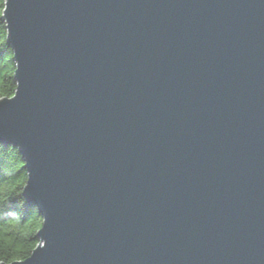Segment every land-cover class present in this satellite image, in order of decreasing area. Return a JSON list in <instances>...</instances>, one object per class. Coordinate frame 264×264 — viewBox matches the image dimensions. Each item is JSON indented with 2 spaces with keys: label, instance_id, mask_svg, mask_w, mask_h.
I'll use <instances>...</instances> for the list:
<instances>
[{
  "label": "water",
  "instance_id": "1",
  "mask_svg": "<svg viewBox=\"0 0 264 264\" xmlns=\"http://www.w3.org/2000/svg\"><path fill=\"white\" fill-rule=\"evenodd\" d=\"M1 19L0 144L41 217L10 264H264V0H5Z\"/></svg>",
  "mask_w": 264,
  "mask_h": 264
},
{
  "label": "trees",
  "instance_id": "2",
  "mask_svg": "<svg viewBox=\"0 0 264 264\" xmlns=\"http://www.w3.org/2000/svg\"><path fill=\"white\" fill-rule=\"evenodd\" d=\"M0 0V100L10 98L15 90L14 61L6 43ZM23 162L16 148L0 144V263L26 259L38 245L41 217L36 208L25 204L22 189L26 181Z\"/></svg>",
  "mask_w": 264,
  "mask_h": 264
}]
</instances>
